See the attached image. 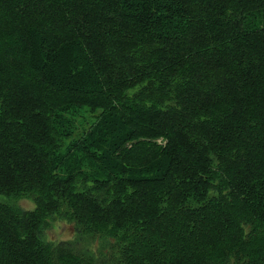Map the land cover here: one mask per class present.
<instances>
[{
    "label": "trees",
    "instance_id": "obj_1",
    "mask_svg": "<svg viewBox=\"0 0 264 264\" xmlns=\"http://www.w3.org/2000/svg\"><path fill=\"white\" fill-rule=\"evenodd\" d=\"M0 264H264V0H0Z\"/></svg>",
    "mask_w": 264,
    "mask_h": 264
},
{
    "label": "rangeland",
    "instance_id": "obj_2",
    "mask_svg": "<svg viewBox=\"0 0 264 264\" xmlns=\"http://www.w3.org/2000/svg\"><path fill=\"white\" fill-rule=\"evenodd\" d=\"M20 204L25 209H30L33 206L27 200L21 201ZM46 236H48L55 242H58L60 240L69 239L71 236V233H70V230L66 228L63 223H53L51 225V228L46 231Z\"/></svg>",
    "mask_w": 264,
    "mask_h": 264
}]
</instances>
